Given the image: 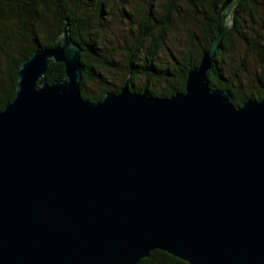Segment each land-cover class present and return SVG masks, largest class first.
<instances>
[{
	"label": "water",
	"instance_id": "water-1",
	"mask_svg": "<svg viewBox=\"0 0 264 264\" xmlns=\"http://www.w3.org/2000/svg\"><path fill=\"white\" fill-rule=\"evenodd\" d=\"M239 0L213 7L214 36L184 90L83 98L82 47L20 62L0 110V264H137L158 249L188 264H264V97L234 105L207 72ZM64 79L48 82L51 62Z\"/></svg>",
	"mask_w": 264,
	"mask_h": 264
},
{
	"label": "trees",
	"instance_id": "trees-1",
	"mask_svg": "<svg viewBox=\"0 0 264 264\" xmlns=\"http://www.w3.org/2000/svg\"><path fill=\"white\" fill-rule=\"evenodd\" d=\"M97 2V19L102 17L104 3L106 0H95ZM173 1V0H171ZM222 0H197V6L203 9V25L199 29L200 40L195 51L183 53L177 61V68H161L155 63V56L163 44L166 31L159 22L152 23L146 16L136 40L127 48L124 76L122 80L113 87L101 88L99 94H90L85 88L88 79L96 78L101 81V75L95 72L94 67L99 69L108 68L102 54L95 47L92 37L93 27L85 0H0V50L8 59V65L4 71L0 70V110L9 103L14 96L17 82L16 72L20 62L28 58L32 52L39 47H49L56 43V36L62 31L65 20L72 39L82 47L80 55L81 62L85 65L80 81V92L83 98L97 101L103 97L105 92H118L121 85L129 76V88L136 92H145L148 96H169L175 92L184 90V80L189 69L196 66L200 56L207 49L214 36L215 13L213 7ZM257 0H239L232 12L233 27L224 36L219 50L217 51L213 64L207 72L208 83L211 88L227 89L232 94L234 105L241 104L245 99L259 100L264 97V36L257 44V55L261 66L260 74L256 78L255 90L250 93H241L233 85V78L226 75L218 64V56L227 51L232 41V36L241 26V13L247 11ZM39 7L43 16H51L52 27L49 29L31 14V10ZM173 8L175 9L174 5ZM170 13V10H169ZM31 32V36L27 34ZM158 34L156 35V33ZM16 42H19L15 44ZM149 42L148 45H145ZM145 47V48H144ZM142 48L145 52L141 54ZM145 76L157 81L165 82L163 87L135 86V77ZM64 66L60 62H51L45 73L48 82L64 79ZM137 264H188L170 254L155 249L150 251L148 257L140 259Z\"/></svg>",
	"mask_w": 264,
	"mask_h": 264
},
{
	"label": "rangeland",
	"instance_id": "rangeland-1",
	"mask_svg": "<svg viewBox=\"0 0 264 264\" xmlns=\"http://www.w3.org/2000/svg\"><path fill=\"white\" fill-rule=\"evenodd\" d=\"M85 1L87 16L94 30L92 37L95 47L105 62L110 64L108 68L94 67L95 72L100 73L101 81L96 78L86 81L85 88L90 94H99L101 88L113 87L122 80L127 48L136 40L146 16L150 22L162 24L166 31L163 44L155 56L158 67L177 68L182 54L195 51L197 41L201 39L199 29L203 25V9L197 6L194 10L197 0H106L99 20L96 16L97 2ZM31 14L41 25L49 29L52 27V17L43 16L39 7L32 9ZM241 16V26L233 34L227 51L218 56V64L226 75L233 78L236 89L241 93H250L255 90L256 78L261 71L257 44L264 36V0H257ZM31 35V32L27 34L28 37ZM144 48L141 54L145 52ZM7 60L0 50L1 71L7 67ZM134 81L136 87L146 85L158 89L165 84L145 76L135 77Z\"/></svg>",
	"mask_w": 264,
	"mask_h": 264
}]
</instances>
